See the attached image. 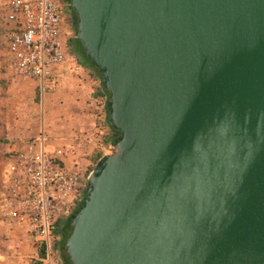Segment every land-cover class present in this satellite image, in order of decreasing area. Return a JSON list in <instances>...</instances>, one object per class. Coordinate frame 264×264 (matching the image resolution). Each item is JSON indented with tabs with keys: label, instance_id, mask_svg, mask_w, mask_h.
<instances>
[{
	"label": "water",
	"instance_id": "water-1",
	"mask_svg": "<svg viewBox=\"0 0 264 264\" xmlns=\"http://www.w3.org/2000/svg\"><path fill=\"white\" fill-rule=\"evenodd\" d=\"M118 138L71 264H264V0H69Z\"/></svg>",
	"mask_w": 264,
	"mask_h": 264
},
{
	"label": "built area",
	"instance_id": "built-area-1",
	"mask_svg": "<svg viewBox=\"0 0 264 264\" xmlns=\"http://www.w3.org/2000/svg\"><path fill=\"white\" fill-rule=\"evenodd\" d=\"M64 6L62 0L7 1L1 36L5 70L11 79L35 83L43 92L55 71L63 67L68 56ZM79 175L66 165L64 149L52 144L43 133L9 153L0 217L31 240L34 252L27 264H56L51 244L69 217L79 190ZM42 245L44 259L38 257Z\"/></svg>",
	"mask_w": 264,
	"mask_h": 264
},
{
	"label": "rangeland",
	"instance_id": "rangeland-1",
	"mask_svg": "<svg viewBox=\"0 0 264 264\" xmlns=\"http://www.w3.org/2000/svg\"><path fill=\"white\" fill-rule=\"evenodd\" d=\"M7 1L8 0H0V208L3 200L4 174L7 167L9 153L13 150L15 151V149H17L22 143L31 141L40 133H43L52 144L64 149L66 152V165L69 169L77 170L80 174L78 181L79 190L75 194V200L72 201L69 208V214L73 215L74 210L78 207L76 206L77 203H81L83 199L84 195H82L81 198L80 196L83 190L86 191L89 175L94 170L98 160L107 154L112 144L109 141L105 150L96 152L95 155L90 156L86 152H81V154L76 156L78 154V152H76L73 157V151L70 148V150H68L64 144L58 143L54 138L51 129L53 122L47 114L46 98L48 96L47 93L52 91L53 87L49 86L50 88H45L42 92L37 84L15 81L7 75L5 70L6 51L1 36L3 14ZM63 17L64 44L68 53L65 64L71 65L70 70L74 73L75 81H77L76 77L79 79L82 75H87L96 79L97 77L95 76V73L88 67L86 62L80 56L72 55L73 47L77 46L76 25L74 21L73 23L70 22L67 12H64ZM95 81L96 80L93 82ZM90 93L91 95H97L99 103L97 111L100 112L98 114L99 127H103L109 132L108 128L105 127L104 106L106 103V97L102 92L100 85L97 84L94 91L93 88L90 89ZM80 126L81 125L79 124L76 125L77 128ZM78 131L79 130L77 129L74 132ZM78 199L79 202H77ZM61 240L62 238L59 236L55 238L53 244H51L52 258L56 264H59L56 245L60 243ZM13 245L15 248L19 247L25 253L32 252L33 254L34 252L33 244L25 232L18 229L13 230L9 223L3 221L0 217V253L8 252V250H11L14 247Z\"/></svg>",
	"mask_w": 264,
	"mask_h": 264
},
{
	"label": "crops",
	"instance_id": "crops-1",
	"mask_svg": "<svg viewBox=\"0 0 264 264\" xmlns=\"http://www.w3.org/2000/svg\"><path fill=\"white\" fill-rule=\"evenodd\" d=\"M70 68L71 65L64 64L55 71L54 78L46 87H53L46 98L47 114L53 122L51 129L58 143L73 151V157L76 152V156L81 152L95 155L96 152L105 150L110 138V133L99 127L97 95L90 93V89L93 88L94 91L100 83L97 78L87 75H82L79 79L76 77L75 81ZM94 80L96 81L93 82ZM78 124L81 126L77 128ZM77 129L79 131L74 132ZM31 255L32 252L25 253L14 246L8 252L0 253V264H27L28 256Z\"/></svg>",
	"mask_w": 264,
	"mask_h": 264
},
{
	"label": "trees",
	"instance_id": "trees-1",
	"mask_svg": "<svg viewBox=\"0 0 264 264\" xmlns=\"http://www.w3.org/2000/svg\"><path fill=\"white\" fill-rule=\"evenodd\" d=\"M66 2H68L69 4V0H65ZM73 12V19H74V22H75V25H76V22H77V19H76V15ZM76 43H77V46L73 47V51H72V55H78L80 56L85 62L86 64L88 65V67L95 73V76L97 77L99 83H100V86H101V89H102V92L104 93L105 97H106V103H105V106H104V113H105V127L108 128L110 134H111V137L109 139L110 143L113 144L116 139L118 138L119 136V133L117 131H114L111 127V125L108 123L107 121V109H106V106H107V103H108V94L107 92L103 89L102 87V83H101V79H100V76L99 74L97 73L96 69L94 67H92L90 65V61L88 59L85 58L84 56V53H83V50L80 46V43L76 40ZM70 230H71V227H70V219L68 221V223L66 224V228L64 230H62V232H60L59 236H61L62 240L60 243H58L56 245V250H57V253H58V262L59 264H71L70 263V260H69V257L68 255L66 254L65 250H64V246H65V242H66V239L70 233ZM45 246L42 245L40 246L39 250H38V257L40 259H44L45 258Z\"/></svg>",
	"mask_w": 264,
	"mask_h": 264
},
{
	"label": "flooded vegetation",
	"instance_id": "flooded-vegetation-1",
	"mask_svg": "<svg viewBox=\"0 0 264 264\" xmlns=\"http://www.w3.org/2000/svg\"><path fill=\"white\" fill-rule=\"evenodd\" d=\"M62 2H63L64 5H65V6H64V12H67L68 17L70 18V22L73 23V21H74V19H73V12H72L73 9L70 7V4H68V2H66L65 0H62ZM76 206H78V207H77V209H78V208L80 207V203H77ZM77 209L74 210V213L76 212ZM74 213H73V214H74ZM71 216H72V215L69 214L68 219H66V220L63 222L61 232H62V230H64V229L66 228V224L68 223V221H69V219H70Z\"/></svg>",
	"mask_w": 264,
	"mask_h": 264
}]
</instances>
